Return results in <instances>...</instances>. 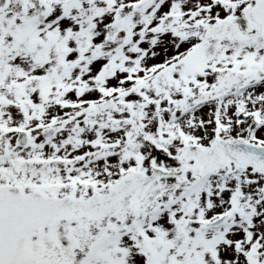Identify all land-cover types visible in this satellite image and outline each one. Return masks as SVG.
Here are the masks:
<instances>
[{"label":"snow or ice","instance_id":"obj_1","mask_svg":"<svg viewBox=\"0 0 264 264\" xmlns=\"http://www.w3.org/2000/svg\"><path fill=\"white\" fill-rule=\"evenodd\" d=\"M0 264H264V0H0Z\"/></svg>","mask_w":264,"mask_h":264}]
</instances>
